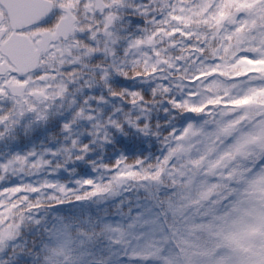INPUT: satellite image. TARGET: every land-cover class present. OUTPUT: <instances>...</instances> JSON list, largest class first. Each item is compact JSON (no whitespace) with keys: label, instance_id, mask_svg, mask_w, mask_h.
Returning a JSON list of instances; mask_svg holds the SVG:
<instances>
[{"label":"snow or ice","instance_id":"snow-or-ice-1","mask_svg":"<svg viewBox=\"0 0 264 264\" xmlns=\"http://www.w3.org/2000/svg\"><path fill=\"white\" fill-rule=\"evenodd\" d=\"M23 2L18 24L0 16V264H79L52 213L165 181L179 220L157 213L149 237L121 235L119 259L93 264H264V0ZM161 33L193 67L159 59ZM181 67L189 79L169 75ZM49 170L69 179H19Z\"/></svg>","mask_w":264,"mask_h":264},{"label":"trees","instance_id":"trees-1","mask_svg":"<svg viewBox=\"0 0 264 264\" xmlns=\"http://www.w3.org/2000/svg\"><path fill=\"white\" fill-rule=\"evenodd\" d=\"M173 43L178 47L173 48ZM165 49H168L165 56L167 60L179 56L188 61V68L193 67V62L190 60L191 48L184 46L180 40L170 43L167 41L161 47V51L165 53ZM195 66L202 67L198 64ZM185 71L186 69L181 67L180 71L169 73V75L174 76L176 80L189 79L193 73L189 72L186 76ZM215 80L209 86L212 91H216L217 87L221 85V81L227 80V77H217ZM137 86L139 87V85ZM147 86L144 85V87ZM198 86L199 84L195 86L197 90ZM225 86L231 87L232 85L228 83ZM157 114L161 117L160 123L164 124L163 112L157 110L153 113V116L155 117ZM153 122L155 123V120ZM45 143H47V138H45ZM159 148L160 145H156L150 151L155 155H159ZM110 154L111 150H109ZM105 163H110V161L105 159ZM47 173H50V170L45 171V176ZM105 174L110 176L109 173H103V176ZM89 175L96 179L100 173H89ZM58 179L66 182L69 178L60 175ZM171 187L172 185L165 181L159 187H134L122 194L118 193L119 188L113 187L112 191L106 195L109 200L105 204L91 198L77 203L74 196L70 197L73 203L65 201L62 205V211L51 214L50 231L57 226V217L63 221V224L68 226L64 242L71 249L70 255L78 260L79 264H93L94 261L107 260L109 257L113 260L119 259V250L112 242L121 235L125 238V242L134 237L139 239L141 230L147 223L150 222L155 225L157 213H159L161 222L165 227L170 228L175 220H179V217H173L171 211L168 210L170 197L166 190ZM145 215H148V217H144Z\"/></svg>","mask_w":264,"mask_h":264},{"label":"flooded vegetation","instance_id":"flooded-vegetation-1","mask_svg":"<svg viewBox=\"0 0 264 264\" xmlns=\"http://www.w3.org/2000/svg\"><path fill=\"white\" fill-rule=\"evenodd\" d=\"M33 9L29 6H27L26 3L23 2V0H5L4 3V9L3 11H0V16H4L5 14L8 17H11L13 23H19L21 22L25 17L32 14ZM165 37V36H163ZM166 39L168 37H165ZM14 42V47L12 48V54L17 52L19 56H14L16 58H25L27 56V50L22 45V43L19 41V39L15 36L10 38ZM0 151L6 152L7 149H3Z\"/></svg>","mask_w":264,"mask_h":264},{"label":"rangeland","instance_id":"rangeland-1","mask_svg":"<svg viewBox=\"0 0 264 264\" xmlns=\"http://www.w3.org/2000/svg\"><path fill=\"white\" fill-rule=\"evenodd\" d=\"M164 36V34L163 33H161L158 37H157V43L160 41V40H162L161 38ZM165 41V40H164ZM169 43L170 42H172V40H170V41H168ZM165 43V42H164ZM161 47H159V51H160V53H161V55H160V57H159V59H161V60H167L166 58H165V56H166V54L164 53V52H162L161 51V49H160ZM140 58H148L149 57V54L147 53V52H142V53H140ZM142 56V57H141ZM173 63H175L174 61H172ZM253 67L254 68H258V67H261V66H256V65H253ZM205 80L207 79V77H205L204 78ZM216 80H214V81H212L211 83H209V84H207V85H205L204 84V82L203 81H201V83L199 84V86H198V90H200V91H203L205 88H209V86L213 83V82H215ZM255 86V85H254ZM108 178H109V175H104V178L101 180V179H97L96 178V180H97V183H101V184H103V185H107L108 184ZM52 180H58L57 178H51ZM126 190H129V189H121V188H119L118 189V193L119 194H122V193H124V192H126ZM106 195L107 194H102V195H100V196H98L97 198H95V200H97L99 203H102V204H105L106 202H108V198L106 197ZM144 217H148V215H145ZM151 226H152V228H151ZM154 225H152L150 222L149 223H147L142 229L143 230H141V234H140V238L138 239L137 237H134V238H130L129 239V241H132V242H135V241H138V240H141V238H144V237H149L151 234H152V232H153V230H154ZM145 229V230H144Z\"/></svg>","mask_w":264,"mask_h":264}]
</instances>
